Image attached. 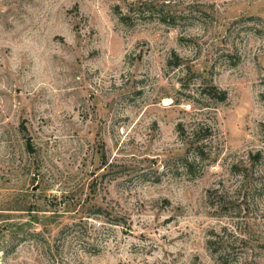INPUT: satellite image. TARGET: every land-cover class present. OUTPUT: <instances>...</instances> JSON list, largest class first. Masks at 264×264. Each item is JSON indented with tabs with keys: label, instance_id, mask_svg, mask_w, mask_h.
<instances>
[{
	"label": "rangeland",
	"instance_id": "obj_1",
	"mask_svg": "<svg viewBox=\"0 0 264 264\" xmlns=\"http://www.w3.org/2000/svg\"><path fill=\"white\" fill-rule=\"evenodd\" d=\"M0 264H264V0H0Z\"/></svg>",
	"mask_w": 264,
	"mask_h": 264
},
{
	"label": "trees",
	"instance_id": "obj_2",
	"mask_svg": "<svg viewBox=\"0 0 264 264\" xmlns=\"http://www.w3.org/2000/svg\"><path fill=\"white\" fill-rule=\"evenodd\" d=\"M213 87H214V88H212V89L215 91V93H220L221 97L226 96L225 92H221V90H220V92H219V90L217 89V87H215V86H213Z\"/></svg>",
	"mask_w": 264,
	"mask_h": 264
}]
</instances>
